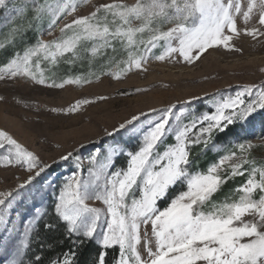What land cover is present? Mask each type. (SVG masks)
<instances>
[{
	"label": "snow or ice",
	"instance_id": "6c2138e0",
	"mask_svg": "<svg viewBox=\"0 0 264 264\" xmlns=\"http://www.w3.org/2000/svg\"><path fill=\"white\" fill-rule=\"evenodd\" d=\"M85 2L87 0H78V3L57 0L56 5L49 4L47 8L40 7L36 11L50 16L51 27L65 15H73L77 7ZM6 7V0H0V9ZM257 10L258 24L264 26V0H249L246 11H242L241 0H136L134 5L107 4L97 8L90 16L66 24L60 29L62 36L59 40L41 41L29 48L23 56L13 59L4 72L13 78L27 77L48 88L62 89L72 84L81 86L79 78L45 83L42 73L37 77L30 70L33 58L41 54L52 63L68 53L75 56L81 41L95 42L93 56L108 48L115 50L114 44L118 43L128 52L125 61L128 67L122 69L125 73L132 67L143 70L141 65L146 61L147 53L162 46V42L166 52L158 57L159 60L179 53L184 61L191 63L209 49L223 46L227 50H236L230 47L233 37L240 35L235 17L242 15L243 20L248 22ZM38 18L43 19V16ZM165 27L166 31L163 30ZM70 30L72 34L68 35ZM258 33L264 35L259 28L246 31L244 35L255 37ZM173 42H176L175 46ZM142 46L144 54L137 55ZM2 79L4 76L0 75ZM113 79H121V75L113 74ZM87 82L91 83V80ZM254 91L253 88H246L234 99L216 107L212 114H204L198 122H193V126L173 129L169 116L141 132L139 137H131L130 140L137 141L135 150L126 151L117 147L111 154L126 156V167L120 171L113 170L102 186L99 183L85 185L78 178H72L60 192L55 206L56 215L68 225L67 232L88 239L96 236L104 213L87 207V200L94 198L106 206L110 218L104 225L100 246L104 250L118 247V264H264V166L254 165L249 155L236 157L229 154L206 173L190 172L192 148L202 145L203 149H209L215 146L212 142L214 132L225 133L230 126L247 122L258 111H264V86L260 87L254 102L245 103V97L253 95ZM79 107L80 104L74 105L68 111H77ZM140 119L136 116L128 120L115 132H109L108 136H115ZM200 124L206 126L199 127ZM193 127L199 130L194 138L191 136ZM165 138L173 139L174 143L161 151ZM251 147L241 145L240 152L250 154ZM0 154H3L0 167L23 164L27 165L28 172L38 168L35 175L21 183L14 192L0 193V231L11 237L15 228L8 229L7 218L20 202H26L22 200L21 190L29 189L52 166L46 168L39 165L35 155L23 149L5 132H0ZM62 159L68 160L69 156ZM234 159H238L239 163L231 166L230 175H221L225 163ZM245 165L251 166V172L242 170ZM109 166L106 163L103 168ZM102 174L103 170L92 173L97 182ZM237 176H247L245 183L236 189L241 194L239 198L204 212L202 209L223 185ZM181 186L186 190L171 199L165 209H160L159 202L165 200L171 190ZM245 217L250 219L245 220ZM149 225L151 239L144 241L147 254L144 257L138 246L142 243V228L146 229ZM33 230L29 224L25 235ZM27 246L26 242L22 244V248ZM7 255L3 239H0V257ZM16 255L19 257L20 251ZM105 255L106 252L102 251L96 264H105ZM12 264H20V261L13 260ZM62 264L73 262L65 257Z\"/></svg>",
	"mask_w": 264,
	"mask_h": 264
},
{
	"label": "rangeland",
	"instance_id": "374dc122",
	"mask_svg": "<svg viewBox=\"0 0 264 264\" xmlns=\"http://www.w3.org/2000/svg\"><path fill=\"white\" fill-rule=\"evenodd\" d=\"M60 2L67 3L68 0ZM73 2L78 3V0ZM248 2L249 0H241L242 11H246ZM6 3L7 7L0 9V75L4 76L0 80V132L7 133L23 149L35 155L39 165L46 168L54 165V168H48L29 189L21 190L22 200L26 202H20L15 212L7 218L8 229L15 228L13 235L8 237L6 232L0 231V239H3L8 253L6 257H0V264H12L16 259L22 264L38 223L45 217L47 210H55L60 192L72 178H78L85 185L99 183L102 186L113 170L120 171L126 167V156L111 155L114 148L135 150L137 141L130 138L139 137L141 132L169 116L173 129L178 126H193V122H198L204 114H212L216 107L234 99L246 88H253L255 91L253 95L245 97V103L254 102L260 87L264 86V35H244L246 31L256 28L264 32V26L258 24L259 10L248 22L243 20L242 15L235 17L240 35L233 37L230 47L236 50H227L223 46L209 49L191 63L184 61L179 53L166 56L163 61L159 60L158 57L166 52L163 42L162 46L147 53L146 61L141 65L143 70L132 67L126 73L122 69L128 67L125 63L128 52L118 43L114 44L115 50L108 48L93 56L92 47L95 42L81 41L75 56L68 53L58 57L55 63L50 59L45 60L42 54L34 57L30 70L37 77L42 73L45 83H61L77 78L82 81L81 86L65 85L61 89L48 88L23 76L13 78L4 69L13 59L23 56L39 42L59 40L62 36L60 29L75 19L90 16L103 5H134L136 0H87L77 7L73 15H65L51 27L50 16L38 13L36 9L47 8L49 4L56 5L57 0H6ZM100 15L103 16L104 13ZM40 16L43 19H39ZM163 30L166 31L167 27ZM71 34L70 30L68 35ZM173 44L175 46L176 42ZM136 54H144L143 46ZM110 57L114 59L111 66L96 74L90 72L96 70L90 66L107 62ZM117 73L121 75V79H113V74ZM85 101L91 103H84ZM77 104H80L79 110L68 111ZM136 116L141 119L135 125H130L115 136H108L109 132H115L121 124H126ZM263 121L264 111H258L247 125L230 126L223 140L212 139L215 146L209 149H203L202 145L196 146L202 147L200 155L210 161L203 173L229 154L236 157L249 155L254 165L264 166ZM198 134V127H193L191 136L194 138ZM100 140L101 144H94ZM173 143V139L165 138L164 144L160 146L161 151ZM91 144L93 146L87 148ZM241 145H251L250 154H242ZM2 155L0 154V160ZM66 155L69 159L63 160ZM191 161L190 172H200L193 167L194 161ZM106 163L110 166L104 169ZM236 163H239L238 159L226 162L221 175H230L231 166ZM26 169L27 165L23 164L0 167V193L14 192L38 170L36 168L28 172ZM102 170L100 181H95L92 173ZM242 170L251 172L252 168L245 165ZM242 177L244 182L233 190L227 189L224 199H212L202 210L208 212L215 205L231 202L235 195L238 199L241 194L236 189L247 179V176ZM183 190H186L183 186L171 190L168 197L159 202L158 207L165 209L171 199ZM87 207L100 209L104 213L98 232L92 238L100 246L102 234L105 232L104 225L110 218L107 216L106 206L97 199H88ZM34 216L37 219L34 220ZM248 219L250 217H245V220ZM29 224L34 230L26 236L25 228ZM141 238L139 251L146 257L144 241L151 239L150 225L146 229L142 228ZM24 242L28 246L22 248ZM152 245L154 249V240ZM18 251L19 257L16 255ZM118 261L119 256L115 264Z\"/></svg>",
	"mask_w": 264,
	"mask_h": 264
},
{
	"label": "trees",
	"instance_id": "16d2710c",
	"mask_svg": "<svg viewBox=\"0 0 264 264\" xmlns=\"http://www.w3.org/2000/svg\"><path fill=\"white\" fill-rule=\"evenodd\" d=\"M113 62V57H110L107 62H101L99 64L94 63V67L90 66V68L96 69L97 71L95 70L94 72L93 70H90V72L95 74L99 72V70L102 72L105 67L111 66ZM249 120L247 122L237 123V125H247ZM227 134V131L225 133L214 132L212 139L221 141ZM101 141L102 140L97 141L94 144H101ZM131 144L132 143H128V145ZM92 146L93 144L88 145L87 148ZM201 150L202 147L192 148L190 158L194 161L193 167L195 169L200 170V172H205V168L210 161L207 157L200 155ZM53 168L54 165L50 167V169ZM242 182H244V177L242 176L228 180V182L223 185L221 190L213 196V201L224 199V192L227 189L233 190V188H236V186L242 184ZM235 199L236 195L232 200ZM46 225H52L53 227L47 228L45 227ZM67 227V223L61 221V219L56 215L54 209L47 210L45 217L37 225L32 242L27 250L22 264H62L65 257L72 260L73 264H96L98 255L104 251V249L98 246L92 239L85 238L83 235L69 234L67 232ZM105 252V264H115L119 256V249L117 247H113L105 250ZM36 257H40V259L37 260Z\"/></svg>",
	"mask_w": 264,
	"mask_h": 264
}]
</instances>
